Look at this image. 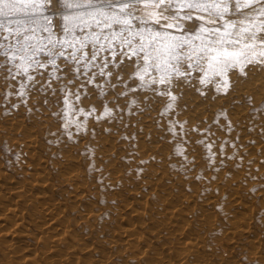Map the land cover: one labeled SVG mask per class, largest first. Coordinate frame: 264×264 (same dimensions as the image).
I'll return each mask as SVG.
<instances>
[{"label":"snow or ice","instance_id":"6c2138e0","mask_svg":"<svg viewBox=\"0 0 264 264\" xmlns=\"http://www.w3.org/2000/svg\"><path fill=\"white\" fill-rule=\"evenodd\" d=\"M250 65L264 68V0H0L5 115L21 106L38 111L52 99L51 114L61 127L50 135L56 142L61 137L76 142L95 136L89 120L120 131L130 126L126 116L162 104L156 124L163 121L170 137L169 159L177 158L186 177L199 169L197 181L206 178V170L219 173L229 160L239 168L246 145L239 144V133L231 137L236 127L225 110L211 122L188 127L187 120L175 119L176 102L185 89L203 96L211 86L226 95L235 83L229 73L246 76ZM104 131L113 134L112 128ZM82 154L91 159L92 146L85 145Z\"/></svg>","mask_w":264,"mask_h":264},{"label":"rangeland","instance_id":"374dc122","mask_svg":"<svg viewBox=\"0 0 264 264\" xmlns=\"http://www.w3.org/2000/svg\"><path fill=\"white\" fill-rule=\"evenodd\" d=\"M247 73L246 76H240L238 72L229 73V78L231 81H235L232 89L229 90L228 94H217L211 86L204 89L205 94L202 96L197 93L194 89H185L183 97L178 99L176 102L177 115L176 120L184 121L187 120L188 127H192L197 124L198 120H211L214 118L215 114L221 109L225 110L228 119L236 127V131L232 132L230 135L235 138L237 133L240 135L239 144L246 145L242 148L240 154L244 156L241 166L237 168L236 161L229 160L226 166L222 168L219 173H213L210 170H206L203 175L205 179L199 181L194 179V176L199 172L188 173L187 177L180 169L179 163H177V158L169 159L172 146L169 144L170 137L162 130L164 122L162 121L161 127L158 129L160 134H163L161 139L157 140L154 145L161 146L162 150L159 152L157 157L150 160H141L137 156L136 147L139 141H142L140 136H143L144 132H149L153 128L151 124H139V119L144 116L149 119L156 121L157 112L162 107V104L154 105L156 110L151 112H146L142 115L138 114L136 116H126L125 119L129 120V127L123 129L121 126L120 131H116L113 125L107 122H102L100 124H95L92 120H89L88 127L90 129H95V136L89 133L87 136L79 138L76 142L69 141L66 137H61L60 142H56V137L50 135L51 133H57L61 127V122L53 116L51 113L56 111V106L50 99L49 106L45 107L42 103L39 105L38 111H33L29 113L25 110L23 106L19 109L23 110L27 117L30 118V123L27 128L32 129L38 126L41 128L44 125H49L48 130H43L46 139L42 141L45 144L44 152H41V158H37L33 161V165H37L40 159L43 161H49V169L53 172V175H49L41 180L36 179V174L42 171L38 170V167L28 169L25 167L23 160L30 161L28 156L24 155L23 150L25 146L20 143H14V139H22L23 133H17L16 130L13 131H3L0 132V152L2 153V158H0V164L3 163L6 167L3 169L6 175V180L10 177H15V183L26 181L27 194L24 200V205L27 210H33L35 207H39L43 200L37 199L43 193L50 195L52 200H60L61 198H66L68 203L66 204L69 209L68 212L62 214V217L68 225H71L72 229L76 231L77 235L82 237V245L80 246L83 250L81 252V258L85 261H93V264H99V259L104 253H110L112 258V264H138L136 261L131 259L138 257L146 259L147 263H158L160 260L166 261L171 259L179 264L180 261L175 258L180 251V248L187 239V237L199 230L197 224H193L192 229L187 230L183 238L174 236V238L162 237L164 234H144V239L141 244L136 247H129L126 243L128 237L126 234L121 233V229H126L134 225L137 228L138 233H146L145 228H153L148 224V218L139 215L142 210V203L151 199L149 202L157 201L159 203V198L165 199L168 193L173 192L174 195H178V192H183L188 195H193L199 192V198L195 199V202L189 205L195 208L194 219H200L201 216L212 213L214 216L220 218V223L214 227L213 233L216 234V239H218V244L212 242V246L217 248V256L214 258L215 264H264V254L259 255V259H250L251 253L253 251L249 241L242 237L240 234H232L231 222L236 221L241 218L243 214L252 215V209L255 210L252 224V231L255 236H260V245L258 247L264 248V136L261 135L262 124H264V101L256 103V97H262V93L255 94H245L241 97L235 95V90L237 87H246L249 85H254L259 82L264 77V68L252 67L251 65L245 69ZM42 100V97H38ZM248 98H251L250 100ZM31 105V101L29 102ZM85 105L89 101L84 102ZM195 104L202 108V106H211L214 104L215 107L208 112L207 115L195 114ZM186 105V107H184ZM17 110H13L11 114L5 115L2 110H0V125L4 129H9L11 122L9 118ZM49 119L50 123H47ZM220 122L224 123L223 118H220ZM246 122V123H245ZM44 124V125H43ZM203 126V125H202ZM104 127L112 128L113 134L105 133ZM249 128L252 130L249 131ZM16 129V128H15ZM103 130V131H101ZM102 132V133H101ZM101 133V134H100ZM135 135V140H131L132 135ZM127 135L130 139L122 140L121 136ZM223 136V133H219ZM52 138V140H51ZM249 141H255L253 144H249ZM261 143L263 148L257 151L256 147ZM90 144L94 155L91 159L83 155V150L85 145ZM149 144V143H146ZM115 147V148H114ZM167 153L165 159H161L162 152ZM229 153L231 149H226ZM248 155H244V153ZM62 155L67 156L68 160ZM24 156V157H23ZM160 156V157H159ZM252 160L250 166L248 161ZM144 161V163H141ZM203 165L202 161H198ZM20 164V165H19ZM62 164V165H60ZM94 164L95 168L89 170L90 166ZM165 166L170 180L166 184V191L161 190L163 187L157 186V180L160 176H155L152 179L148 178L147 170L153 165L155 167ZM60 165V166H59ZM174 165V166H171ZM48 169V168H47ZM95 169H101V171H96ZM258 169V171H257ZM81 172L80 178H74L72 182L67 185H63L61 191H57L56 188H35L31 185V182H38L43 184L44 181H56L58 182V175L71 173L73 171ZM123 172L126 175L133 177L136 184L129 186L128 189L124 190L122 200L114 199L115 194L120 190V186L115 184L113 176L117 172ZM249 172L251 173L249 175ZM25 173V174H22ZM213 175L217 176V179L212 180ZM8 177V178H7ZM253 177H256L253 179ZM176 178H182L181 183L175 184L174 188H169V185L174 184L172 181ZM52 179V180H51ZM142 181H152L148 186H139V182ZM210 182V183H207ZM86 183V188L84 190L83 198L81 192L75 191L77 186H82ZM138 183V184H137ZM208 184H210L208 186ZM215 185V187H213ZM12 185L10 187H14ZM158 187V196H153L151 194L154 188ZM139 191V195L133 194L134 190ZM252 189H256L255 192ZM241 190L240 197L244 201L245 205L249 207V210H244L235 206V203L239 198H235V193ZM150 193V195H149ZM81 196V197H80ZM219 197L221 206L213 208L211 206L210 200L213 197ZM236 199V200H235ZM182 199L176 196L165 207L170 209L175 205L182 204ZM187 207V205H186ZM188 207V208H189ZM88 208L94 211L96 217L87 222H83L78 216V212L83 211V209ZM230 209V211L228 210ZM251 211V212H250ZM4 215V212H0V217ZM54 215L53 217H58ZM51 217H46L41 219L38 224H49ZM75 222L79 224L75 227L73 226ZM146 223L142 227L143 223ZM172 224L175 228H171L175 233L182 230L185 226V221L181 217H176ZM13 224H9L5 228H1L0 224V247L9 245L10 241L13 240L12 236L8 235L11 230H9ZM172 226V225H171ZM133 227V226H132ZM245 228V226H242ZM56 226H46L45 228L39 230L34 227L24 226L19 228V234L29 230L31 233L30 238H24V243L26 245H38L39 250L42 251L43 264H46L48 259H51L53 255H48L46 252L47 247H52L53 241L52 237H56L61 234V231L54 230ZM10 235V234H9ZM167 236V235H166ZM201 236H205L202 232ZM159 237H162L159 239ZM177 237V238H176ZM253 237V236H252ZM39 238H42L38 241ZM114 242V243H113ZM172 243V245L170 244ZM92 245V246H91ZM19 245H15L12 251H9V256L14 260V264H29L24 263L25 255L20 253ZM88 247V248H87ZM168 247V249H164ZM264 250V249H263ZM225 251L228 254L225 255ZM99 252V253H97ZM103 253V254H102ZM15 256H18L14 259Z\"/></svg>","mask_w":264,"mask_h":264},{"label":"bare ground","instance_id":"6f19581e","mask_svg":"<svg viewBox=\"0 0 264 264\" xmlns=\"http://www.w3.org/2000/svg\"><path fill=\"white\" fill-rule=\"evenodd\" d=\"M243 92L245 94H255L256 92H261L262 97L257 96L256 103L264 101V77L253 86L249 85L242 88L237 87V90H235V95L237 97H241L242 95H244ZM184 93L186 92L184 91ZM35 99L39 100L38 97H35ZM212 107H215L214 104L211 106H202V108L195 104L194 113L207 115L208 112L213 109ZM29 119L30 118L27 117L26 113L23 110L18 109L17 112L13 113L11 115V118H9V121L11 122L10 128L4 129L0 125V132L6 130H16L18 134L23 133L22 139L16 138L12 140V142H14L15 144L20 143L21 145L25 146V150H23V153L25 156H28V159L30 161L23 160V163L26 164L25 167L28 169H32L37 166L38 170L42 172L36 174V179L41 180L42 178H46L49 175H53V172L51 171V169H49L50 162L48 160L43 161L42 159H40L39 164L33 165L32 163L37 158H41L40 154L45 150V144L42 143V141H44L46 137L42 132V129L46 131L50 126L43 124V128H41V126H38L39 129H37L36 127L29 129L27 128V125L31 122ZM126 121L129 122V120ZM138 122L139 124H151V127L153 128L149 132H144V135L140 136L142 141H139L138 144H136L138 158L141 160H150L154 157H157L159 152L162 150L161 146H157L154 144L157 140L161 139L163 134H160L158 132V129L160 127H157L156 121L152 118L149 119L148 117L142 116ZM47 123H50L49 119H47ZM262 127H264V124H262ZM105 128L107 127H104L103 130ZM255 147L256 150L259 151L261 150V148H263V145L259 143V145ZM161 155L163 157L161 159H165L167 157V153L164 152V150ZM62 156L65 158L63 160H68L67 156ZM0 158H2L1 152ZM5 167L6 166L3 163L0 164V212H4V215L0 217V224L1 228H5L9 224H13V226L9 229L11 230V232L9 233L10 235H6L12 236L13 240L10 241L8 246L5 245L2 248L0 247V264H14V260L9 256V251H12L15 245H19V252H23L22 254L26 256L24 259V263L27 262L29 264H43V262L45 261L42 259V251L39 250L38 245L28 246L24 243V238L32 237L31 233L28 232L29 230H26L25 232L19 234V228H22L24 226L38 228L39 230L45 228L46 226H56L57 228H54V230L62 232L58 236L52 237L53 241L51 242L53 246L46 248V252H48V255H53L51 259H48V261H46V264H93V261L84 262V260L81 258L80 253L84 250L80 247L83 244L81 235H77L76 231L72 229V224L68 225L67 222L62 220V214H65L69 211V209L73 208L67 207L66 204L68 203V200L66 198H61L60 200H52V197L50 195L43 193L40 197H37V199L43 200L44 202L41 203L39 207H35L32 211L27 210L28 208H26V206L24 205V200L27 194L26 181L21 180L22 182L16 184V180L14 179L15 177H10L9 180H6V175L3 172V169H5ZM146 173H148V178L150 177L149 179H152L155 176H160L158 179H156V184L158 187H163L161 190H167L165 187H167L166 184L168 183L170 178L168 177V173L164 164L160 167L151 165ZM58 176L59 178L57 183H55L56 181L51 182L47 180L44 181L43 184L36 181L31 182V185H33L35 188H51L52 191L54 188H56L57 191H61L63 185H69L74 178H80L81 172L75 170L71 173L62 175L60 174ZM112 179H114L115 184H118L120 186V190L114 196V199L116 200H122V196L125 192L124 190L126 188L128 189L129 186L136 184V180L133 177H130L123 172L121 173L120 171L117 172ZM172 181L174 182V184L169 185V188L173 189L175 184L182 182V178H176ZM151 182L152 181H142L139 182V186L145 187L148 186ZM12 185L15 186L10 187ZM209 185L210 184H208V186ZM158 187L152 190L151 194L153 196H158L157 193L158 190H160ZM213 187H215V185H213ZM85 188L86 183L82 186H77L75 188V191H77L78 193L81 192L80 194L83 198L85 195H83L82 192H84ZM133 194H136L138 196L139 191L136 189L134 190ZM199 195V192H196L193 195H188L183 192H178V195H174L173 192H171L167 194L165 199L162 200L161 198H159V203L157 201L149 202L151 199H147V201L141 202L143 210L137 216L147 217L149 219L148 224L150 226H153V228H145L144 231L146 233H138L137 228H135L134 225H131V227H127L126 229H121V233L126 234V236L128 237V241L126 244L129 247L138 246L143 242L144 234L160 235L163 233L164 235L162 237L174 238V236H178L180 238H183L184 234L186 233L184 232V230L187 231L192 229L193 224L195 223L199 226V230L190 234L187 239H185L180 248V251L176 253L177 256L175 258L180 261L179 264H215L214 258H216L217 256V248L212 246V242L218 244V239H216V234L213 233V231L215 229L214 227H216L220 223V218L210 213V216L208 217L206 215H203L200 219H194L193 215L196 209L195 207L198 205L196 204L193 207H189V205L195 202V199L199 198ZM240 195L241 190H238L235 195H233L235 196V198H239V200L236 201L235 206L244 210H249V207L245 205L243 200H241L242 197H240ZM176 196H179V198L183 200L182 204L175 205L170 209H166L165 207L169 206L168 204L170 203V201L176 198ZM209 204L213 206V208L222 205L220 203V198L217 196L213 197L212 200H210ZM228 210L230 211V209ZM251 211L252 215L243 214L241 218H238L236 221H232L231 227L233 229L232 234H240L242 237H247L245 239L249 241L253 249L250 259L257 260L259 259V255L264 254V248L263 246L258 247L262 238L258 235L254 238V232L252 231V221L255 210L252 209ZM57 213L59 214L58 217H53L54 215H57ZM78 216L85 223L88 220L94 219L96 217V214L93 210L85 208L83 209V211L78 212ZM46 217H51V219L49 220V224H43L39 226L38 224L40 223L41 219H45ZM176 217L183 218L186 223L185 226L182 227L181 233L180 231H177L176 233L173 230L171 231V228H175L176 226L173 225V222H170V220H173ZM78 224V222H75L73 226L76 227ZM145 224L146 223L144 222L142 227L145 226ZM242 226H245V228H243ZM202 232L205 233V236H201ZM162 237H159V239ZM41 239L42 238H39L38 241H40ZM170 244L172 245V243ZM164 249H168V247H165ZM227 254L228 251H225V255ZM17 257L18 256H15L14 259ZM112 258L113 256H111L110 253H104L99 259V264H112ZM131 260L136 261L138 264H150L145 262L146 259L143 260V258L135 257ZM151 264H176V262L168 259L164 262L163 260H160L158 263L154 262ZM235 264H239V262Z\"/></svg>","mask_w":264,"mask_h":264}]
</instances>
